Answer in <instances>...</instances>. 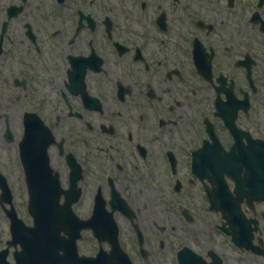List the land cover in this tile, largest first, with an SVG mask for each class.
Masks as SVG:
<instances>
[{"label": "flooded vegetation", "instance_id": "flooded-vegetation-1", "mask_svg": "<svg viewBox=\"0 0 264 264\" xmlns=\"http://www.w3.org/2000/svg\"><path fill=\"white\" fill-rule=\"evenodd\" d=\"M31 205L84 256L264 264V0H0V264H45Z\"/></svg>", "mask_w": 264, "mask_h": 264}, {"label": "water", "instance_id": "water-1", "mask_svg": "<svg viewBox=\"0 0 264 264\" xmlns=\"http://www.w3.org/2000/svg\"><path fill=\"white\" fill-rule=\"evenodd\" d=\"M29 210L34 221L28 236L39 243L34 248L45 255V264H132L124 252H120V260L115 251L110 256L113 260H109L103 251L94 257L79 255L76 240L81 236V229L90 228V217L79 218L70 205H31Z\"/></svg>", "mask_w": 264, "mask_h": 264}, {"label": "rangeland", "instance_id": "rangeland-1", "mask_svg": "<svg viewBox=\"0 0 264 264\" xmlns=\"http://www.w3.org/2000/svg\"><path fill=\"white\" fill-rule=\"evenodd\" d=\"M83 235H84L83 241H82V245L80 246L79 251L82 253H90V236L88 235V232L84 233ZM80 244H81V242H80Z\"/></svg>", "mask_w": 264, "mask_h": 264}]
</instances>
